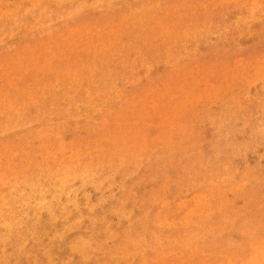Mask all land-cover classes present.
Returning a JSON list of instances; mask_svg holds the SVG:
<instances>
[{
	"label": "rangeland",
	"instance_id": "rangeland-1",
	"mask_svg": "<svg viewBox=\"0 0 264 264\" xmlns=\"http://www.w3.org/2000/svg\"><path fill=\"white\" fill-rule=\"evenodd\" d=\"M0 264H264V0H0Z\"/></svg>",
	"mask_w": 264,
	"mask_h": 264
},
{
	"label": "bare ground",
	"instance_id": "bare-ground-1",
	"mask_svg": "<svg viewBox=\"0 0 264 264\" xmlns=\"http://www.w3.org/2000/svg\"><path fill=\"white\" fill-rule=\"evenodd\" d=\"M96 98V97H95ZM236 149V148H235ZM72 192V191H71ZM2 205V204H1Z\"/></svg>",
	"mask_w": 264,
	"mask_h": 264
}]
</instances>
